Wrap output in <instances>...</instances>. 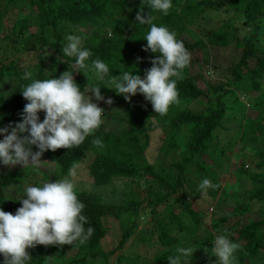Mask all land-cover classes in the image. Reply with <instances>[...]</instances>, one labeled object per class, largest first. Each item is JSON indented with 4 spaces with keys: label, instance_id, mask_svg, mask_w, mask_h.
I'll list each match as a JSON object with an SVG mask.
<instances>
[{
    "label": "trees",
    "instance_id": "obj_1",
    "mask_svg": "<svg viewBox=\"0 0 264 264\" xmlns=\"http://www.w3.org/2000/svg\"><path fill=\"white\" fill-rule=\"evenodd\" d=\"M15 1L4 0V5H12ZM30 1L36 4L34 23L39 30L32 34L28 48L33 49L35 42L41 44L39 48H43L47 43L51 53L60 64L59 69L74 67L72 68L75 71L74 79L79 77L83 71L89 73L88 75L93 78H98L92 61L96 59L103 61L109 67V74L103 78L107 88L111 87L110 77L119 75L123 71H130L132 74L140 76L145 75V70L151 67V58L159 55V53H152L150 50L144 51L143 46L147 44V41L143 37L149 26L136 21V14L141 8H143L142 14L149 13L154 17L153 23L158 26L164 25L170 31L175 32L177 39L183 42L187 51L204 44L200 38H195L193 42L185 41L180 34L188 24L201 17L206 10L231 9L242 17V20L235 25L225 21L212 33V42L219 45L231 43L240 48V56L237 61L231 65L228 71L225 70L224 81L207 85L205 89L200 88L197 85L199 76L190 73L189 63L183 70V78L176 81L180 103L171 105L164 116L154 113L151 103L145 98L130 99L129 102L110 88L109 97L113 100L111 106H116L122 113L114 124L115 126L110 125L112 124L110 121L109 124L102 123L93 135L85 138L78 148L44 151L41 158L53 163L57 169L51 175L44 174L41 182L47 181L48 178L53 181L57 175L66 174L73 165L77 166L78 164L84 166L91 182L96 185L109 183L114 177L140 180L144 175H148L152 180L164 184L163 190L154 191L156 197L152 201L155 204L165 200L167 196L176 191L182 190L186 176L185 170L190 166L198 171H203L204 177L216 184L215 177L209 172L210 169L205 163L206 160L201 156L205 155L215 162L225 153L224 148L214 142L218 141L216 129L222 126L225 108L223 95L226 92H230L236 97L239 94L251 96L254 107L257 109L256 114L248 115L243 119L241 139L253 142L264 139V124L262 123L264 120V87H261L260 83L261 80H264V58L256 54L257 52L264 54V36L256 31L259 26L264 28V0H172V8L167 15L150 10L147 4H142V0ZM16 22L17 29L13 32L15 36L10 39L22 44L24 40L21 38L20 32L26 27L27 19L22 18ZM64 24L70 25L68 31L73 30L69 34L80 36L83 42L82 47L91 52V56L85 61L86 68L84 69H77L74 64L75 58L66 57L62 53V48L67 43L62 35ZM247 26H250L249 32L243 33L239 37L237 32ZM45 27L50 28L52 37L48 42L44 36ZM36 56L37 61L34 66L36 70L33 78H58L52 77L51 72L43 69L44 60L49 56L42 50L36 52ZM51 58H53L52 55L49 60ZM42 59L44 60L42 61ZM250 59L255 60L251 68L247 67ZM61 60L64 63L63 66ZM19 73L20 70L13 60L0 66V78L12 74L16 76L10 95L8 97L0 96V128L15 124L22 118L21 113L27 101L21 91L27 81L20 79ZM91 87H93L92 84H87L80 89L85 92V96H91L92 93L87 90ZM217 90L219 92L215 94L214 91ZM258 90L260 91L258 92ZM198 99L205 103L203 108L192 110L187 106L190 101ZM38 116L42 121L44 112L40 111ZM110 117L114 119V114L110 113ZM155 127L163 130L164 152L176 148L178 136L183 142L179 156L172 161L177 169L176 177L172 182L164 180L163 176H160L143 156V150L148 142V132ZM117 129L119 130L116 131ZM256 131L258 133L253 134ZM96 138L102 141L103 147L92 143V140ZM31 147L33 151H37L36 146ZM252 155L258 157L254 163L256 166L264 163L262 147L256 148ZM24 169L26 167L17 166L11 170L9 168L0 170V208L6 212L15 214L17 208L21 206L19 199L25 193L24 191L20 193L13 185L20 184L22 180L20 175L25 172ZM235 171L241 175L242 184L246 181L249 182L248 188H243L246 199L233 206L227 213H222L221 216L211 220L210 229H214V232L207 230L206 227L203 228L205 233L197 232L196 225L200 221L199 214L190 207L183 197L176 200L181 204V210L178 213L173 210L174 206L171 203L166 205L164 221H157V238L161 245L167 246V249L156 256L157 260L168 261L167 257L175 255L168 248L181 244L179 238L168 233V227L173 224L177 229L186 231L188 238L192 241L190 244H185V247L196 249L192 257H189L192 261L190 264H210L211 261L217 259L211 253L212 242L217 235H228L232 242L238 244L239 239L244 240L235 253L236 264H245L243 258L252 259L259 252L264 255V216L254 219L240 217L249 211L252 205H264V174L249 172L244 165L237 166ZM29 183V186H38L34 181ZM7 190L12 191L6 193ZM148 190L150 191V189ZM76 194L85 205L81 213L88 219L85 229L89 226L93 227V235L84 243L75 241L71 245H50L47 247L37 245L34 248H29L27 251L31 259L26 264H51L55 255L64 254L71 248H78L81 255L74 254L67 257L69 264H84L86 258H89L88 264H93L96 257L107 258L113 250L104 251L100 246V241L107 231L104 224L107 217L118 220L120 226L114 249H120L132 234L136 226L137 209L142 202V199L136 197L137 194L134 190L124 191V197L116 202L105 201L100 194L93 192L76 191ZM181 213L189 216L192 223L194 222L193 227L188 228L183 224L179 216ZM232 232H236V238L230 236ZM132 262L133 260L124 253L117 254L113 260V264H132ZM104 263L106 264V260ZM0 264H3L2 255H0Z\"/></svg>",
    "mask_w": 264,
    "mask_h": 264
},
{
    "label": "rangeland",
    "instance_id": "obj_2",
    "mask_svg": "<svg viewBox=\"0 0 264 264\" xmlns=\"http://www.w3.org/2000/svg\"><path fill=\"white\" fill-rule=\"evenodd\" d=\"M132 1V0H129ZM46 4V3H45ZM36 13V4L30 0H16L12 5L5 6L4 0H0V66L7 64L13 60L16 63L17 68L20 70L19 78L24 80L25 71H32L35 73V63L37 61L36 52L42 50L50 58L44 60V68L46 71L51 72L52 77H59L60 73L69 70L73 71L74 67L60 68V64L57 58L51 53L48 44H44L43 48H39L41 45L39 42H35L33 49L28 48L32 39V34L38 32V27L34 23V15ZM26 18V27L20 32L21 38L24 40L23 43L14 42L10 38L15 35L13 32L17 29V20ZM242 20L241 15L231 9L217 8L215 10H206L201 16L196 18L191 24L183 29L180 36L183 40L193 42L195 38H200L203 42V46L195 47L188 51L190 53V73L197 74L199 76L198 86L202 89L207 88V85H214L218 81H224V75L231 65L237 61L240 56V48L233 46L231 43L227 45H219L212 42V33L222 26L225 21H228L235 25ZM232 25V26H233ZM70 25L64 24L62 35L65 37L69 34ZM81 29V28H80ZM250 26L244 27L239 30L238 36L241 37L243 33H248ZM256 31L264 36V28L259 26ZM44 36L48 40H51L50 28L45 27ZM67 42V41H66ZM257 56L264 58V54L261 52L256 53ZM254 59L248 61L247 67L251 68ZM61 65L64 63L61 60ZM22 70V71H21ZM89 73L83 71L79 77L75 79L79 87H83L87 84L93 86L99 84L100 92L105 98H109L110 88H107L103 80L93 78L88 75ZM144 75L141 76L143 78ZM16 76L14 74L9 76H3L0 78V96L8 97L13 89L14 80ZM27 83L30 81L26 80ZM261 87H264V80H261ZM260 87V89H261ZM260 90H258L259 92ZM215 94L219 90L214 91ZM144 96L137 93L131 96L132 100H141ZM224 100V114L222 119V126L217 130L218 141L214 140L216 145L222 146L225 153L220 156L215 162L207 156L202 155L201 158L206 160V164L210 169L209 172L215 177L217 188H209L207 194L202 195L198 191L199 184L205 179L203 171L196 170L193 166H190L185 170L186 176L184 177V185L182 190H178L175 193L167 196L165 200L154 203L152 200L155 199L158 189L163 190L164 184L160 181H154L148 175H144L142 179L137 180L135 178H118L114 177L109 183L96 185L91 182L88 177L87 171L82 164H78L75 167L76 176L75 191H85L100 194L105 201L116 202L124 197V191L134 190L136 197L142 199L140 207L137 209V215L135 217L136 226L133 229L132 234L127 238L126 242L120 249H114L117 241V237L120 232V226L118 220L107 217L104 220V224L107 227L105 236L100 241V246L104 251L113 250L112 254L108 255L107 258L96 257L93 264H113L114 256L117 254L124 253L127 257L133 260L132 264H169L168 261L157 260L156 256L161 254L167 246H163L158 242L157 234V221H164V214L166 205L171 203L174 206L173 210L179 212L181 210V204L177 203V199L184 198V200L190 205L193 210H196L199 214L200 221L196 225V230L199 233H205L203 228L210 229V222L212 219L221 216L222 213H227L233 206L242 203L246 199V193L243 190L248 188L249 182L242 184L241 175L235 171L237 166L244 165L249 172H261L264 174V163L260 166H256L254 163L258 160V157H253L252 153L258 147H262L264 151V139L259 142H253L250 140L241 139L242 121L248 115H254L257 113V109L254 107L253 99L251 96L239 94L238 97L232 95L230 92H226L223 95ZM93 102L97 103L98 106L104 108L102 120L104 124H109L110 121L112 126L118 121L122 113L116 106L113 107L106 104L104 100L96 101L95 97ZM205 103L201 100H192L187 106L192 110H199L203 108ZM111 108H110V107ZM110 113L114 114V119H111ZM110 119V120H109ZM264 124V120L262 121ZM117 129L116 131H118ZM163 130L159 127H155L149 130L148 142L143 150V156L146 162L150 163L152 168L160 175L163 176L164 180L172 182L176 177L177 169L174 167L172 161L179 156L182 150L183 142L178 136L177 145L174 150L164 152V140ZM256 131L253 134H257ZM252 134V133H251ZM0 139H3V134H0ZM86 157V156H85ZM41 161L38 167L29 165L26 167L20 177L22 178L20 184L13 185L17 191L22 193L24 189L29 186L30 181H34L38 186L46 181L41 182L43 175H51L56 172V166L48 161ZM214 163V164H213ZM20 167L21 164L13 166H5L0 163V170L6 168L14 169V167ZM23 170V171H24ZM69 172L64 175L56 176V179H62L68 177ZM71 178V177H69ZM51 181L48 178L47 181ZM53 180V181H54ZM145 180V181H144ZM213 183V182H212ZM214 184V183H213ZM149 185V187H147ZM150 189V191L148 190ZM212 190V191H211ZM12 190H7L6 193H10ZM150 200V201H149ZM264 205L258 206L252 205L250 210L242 214L240 217L257 218L264 216ZM182 222L188 228L193 227L194 222L189 218L187 214H179ZM168 233L171 236H175L180 239L181 244L173 245L169 249L175 255L177 247H185V244H190L192 241L188 238L186 231L177 229L176 225L173 224L168 227ZM228 236V235H227ZM230 236L236 238V232L230 233ZM239 244H243L244 240L239 239ZM80 256L78 248H71L66 250L64 254L55 255L51 264H69L67 257L72 255ZM184 259V258H182ZM189 259V258H188ZM245 264H264V255L260 252L252 259L247 257L243 258ZM89 258H86L84 264H88ZM192 261L189 259L188 264ZM210 264H218V258L211 261Z\"/></svg>",
    "mask_w": 264,
    "mask_h": 264
},
{
    "label": "clouds",
    "instance_id": "obj_3",
    "mask_svg": "<svg viewBox=\"0 0 264 264\" xmlns=\"http://www.w3.org/2000/svg\"><path fill=\"white\" fill-rule=\"evenodd\" d=\"M142 4L165 15L172 8V0H142ZM142 13L143 8L137 12L136 21L149 26L143 37L147 41L144 51L159 55L151 58V67L145 70L143 78L123 71L110 77L111 87L108 88L129 102L131 96L140 93L151 103L154 113L164 116L171 105L180 103L176 81L183 78V70L190 63V53L175 32L153 23L154 17L149 13ZM66 41L63 55L75 58L77 69L86 68L85 61L91 52L82 47L81 37L67 35ZM92 65L100 80L109 74V67L103 61L93 60ZM23 79L30 82L22 86V96L27 101L22 118L15 124L0 128V134H3L0 163L5 166L38 167L44 151L78 148L103 123L105 109L93 102L92 97L109 105L113 103L111 97L105 100L102 96L99 84L87 89L92 95L85 96L74 79L73 71L65 70L58 78L47 79H34L32 71H25ZM40 111L44 112L42 121L38 116ZM92 143L103 147L99 138L93 139ZM33 145L37 151L32 150ZM75 167L73 165L66 178L48 180L42 186H27L15 214L0 208V255L3 256V264H26L31 259L27 249L37 245L84 243L93 235L94 228L89 226L85 229L88 219L81 214L85 205L75 191L72 179L76 176ZM217 187L205 178L198 191L206 196L209 188ZM212 244L211 253L218 258V264H236L235 253L240 244L232 242L227 235H217ZM195 250L193 247H177V254L167 257V260L169 264H188V258Z\"/></svg>",
    "mask_w": 264,
    "mask_h": 264
}]
</instances>
